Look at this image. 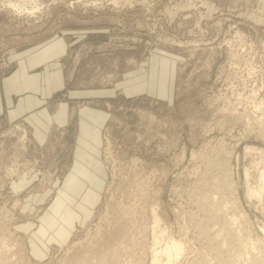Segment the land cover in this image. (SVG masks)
Segmentation results:
<instances>
[{"label":"rangeland","instance_id":"rangeland-1","mask_svg":"<svg viewBox=\"0 0 264 264\" xmlns=\"http://www.w3.org/2000/svg\"><path fill=\"white\" fill-rule=\"evenodd\" d=\"M113 1L0 0V264H264V0Z\"/></svg>","mask_w":264,"mask_h":264},{"label":"crops","instance_id":"crops-1","mask_svg":"<svg viewBox=\"0 0 264 264\" xmlns=\"http://www.w3.org/2000/svg\"><path fill=\"white\" fill-rule=\"evenodd\" d=\"M41 60L31 56L28 57L27 62L20 64L13 73L4 79L1 88L2 92H0V113L5 111L8 119H16L23 116L24 120L29 121L32 125L35 123L37 125V127L34 126L35 137L40 142H43L48 123L52 117L57 121L63 120L65 108L59 107V110L53 116H49L46 107H43V104L56 90L55 88H50L46 83L44 85L37 83L41 78L38 73L30 74L28 72V67L29 69L34 68V66L40 64ZM44 76L51 81L53 80L50 75L45 74ZM59 85H61V81ZM98 113L93 110L83 111L80 114V123L85 120H92V116L99 117ZM94 134H87L86 139L88 138V140L83 139V142L94 145L96 141L94 140Z\"/></svg>","mask_w":264,"mask_h":264},{"label":"bare ground","instance_id":"bare-ground-1","mask_svg":"<svg viewBox=\"0 0 264 264\" xmlns=\"http://www.w3.org/2000/svg\"><path fill=\"white\" fill-rule=\"evenodd\" d=\"M129 1H131V0H129ZM113 2H117V0H114ZM261 177H262V175H261ZM179 244H180L179 241L176 242L174 240H171L169 243H165L164 247L161 250H159V251L157 250L158 252H162L166 255V262L164 264H168L171 257L179 255V253L181 251V248H180L181 246H179ZM157 251H154V253H153V258H154V260L152 262L153 264H157V262L155 261V256H156L155 254L158 253Z\"/></svg>","mask_w":264,"mask_h":264}]
</instances>
